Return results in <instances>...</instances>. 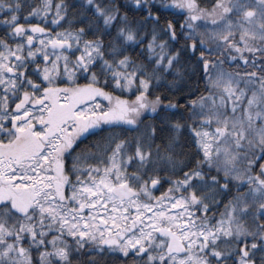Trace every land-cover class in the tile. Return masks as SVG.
Returning <instances> with one entry per match:
<instances>
[{
	"label": "snow or ice",
	"instance_id": "6c2138e0",
	"mask_svg": "<svg viewBox=\"0 0 264 264\" xmlns=\"http://www.w3.org/2000/svg\"><path fill=\"white\" fill-rule=\"evenodd\" d=\"M113 254L264 264V0H0V264Z\"/></svg>",
	"mask_w": 264,
	"mask_h": 264
},
{
	"label": "trees",
	"instance_id": "16d2710c",
	"mask_svg": "<svg viewBox=\"0 0 264 264\" xmlns=\"http://www.w3.org/2000/svg\"><path fill=\"white\" fill-rule=\"evenodd\" d=\"M69 2H73V0H69ZM168 19H176L179 22H182L180 17H172L169 16ZM194 63V62H193ZM203 75L202 71H199L196 73V75L192 76L191 79L188 81L187 87L192 89L193 91H195L197 88L199 89L200 92L204 91V81L200 79V77ZM168 95H171L170 93H168ZM125 98H127V94H125ZM148 123H153V121L151 120H146L145 124ZM141 130L143 131V126H141ZM114 133L116 135L121 136V138H127V139H132L134 136L137 135L136 132H125L122 128H115ZM109 133H104L103 136H108ZM98 141H101V137L100 136H89L85 142L83 144L80 145V149H85L87 148L89 145L95 144ZM180 143L184 144L185 143V137L181 136L180 137ZM80 149H77V152L80 151ZM179 151V150H178ZM91 163H95L94 161H92ZM70 166V165H69ZM245 191H247V189H244ZM158 194V193H157ZM236 194V190L235 188H233V192L232 195ZM231 196H229L227 199H230ZM227 199L224 200V202H227ZM221 211L223 210V207L221 206ZM248 223H251V218L249 217L247 220ZM118 254H113V255H106L104 257V259L101 261V264H119V261L117 259Z\"/></svg>",
	"mask_w": 264,
	"mask_h": 264
}]
</instances>
